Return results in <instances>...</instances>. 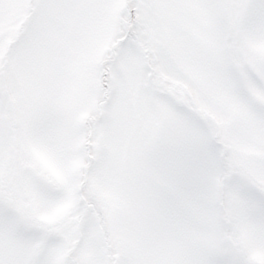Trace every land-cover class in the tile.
Segmentation results:
<instances>
[{
	"label": "snow or ice",
	"instance_id": "1",
	"mask_svg": "<svg viewBox=\"0 0 264 264\" xmlns=\"http://www.w3.org/2000/svg\"><path fill=\"white\" fill-rule=\"evenodd\" d=\"M0 264H264V0H0Z\"/></svg>",
	"mask_w": 264,
	"mask_h": 264
}]
</instances>
